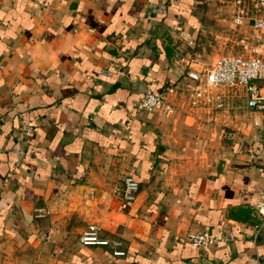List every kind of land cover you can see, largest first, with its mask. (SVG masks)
I'll list each match as a JSON object with an SVG mask.
<instances>
[{
    "label": "crops",
    "instance_id": "obj_1",
    "mask_svg": "<svg viewBox=\"0 0 264 264\" xmlns=\"http://www.w3.org/2000/svg\"><path fill=\"white\" fill-rule=\"evenodd\" d=\"M192 3L0 0V264H264V127L239 112L227 138L189 108L172 52L197 37ZM167 88L171 111L135 110ZM76 215L119 245L80 243ZM202 229L220 239L190 246Z\"/></svg>",
    "mask_w": 264,
    "mask_h": 264
},
{
    "label": "built area",
    "instance_id": "obj_2",
    "mask_svg": "<svg viewBox=\"0 0 264 264\" xmlns=\"http://www.w3.org/2000/svg\"><path fill=\"white\" fill-rule=\"evenodd\" d=\"M196 3H213L228 15V27L238 29L239 50L219 56L214 62L201 59L191 49L173 50L172 56L182 65L186 78L188 106L209 114L208 121L218 126L221 133L233 137L237 132L235 116L241 112L245 118L250 116L253 126L264 127V0H193ZM242 30L244 33L241 34ZM249 33L245 34V31ZM186 44L193 47V41ZM167 90L146 89L135 103L136 111L152 112L162 108L171 111L174 104L168 99ZM264 173V136L260 141ZM137 190V182L125 175L122 179L121 197L131 202ZM259 222L254 225L255 233L264 222V190L254 205ZM100 227L89 224L80 232L78 241L82 244H106L108 239L98 237ZM194 248H207L215 244L219 235L208 229L188 232L185 236ZM120 251L114 250L113 253Z\"/></svg>",
    "mask_w": 264,
    "mask_h": 264
},
{
    "label": "rangeland",
    "instance_id": "obj_3",
    "mask_svg": "<svg viewBox=\"0 0 264 264\" xmlns=\"http://www.w3.org/2000/svg\"><path fill=\"white\" fill-rule=\"evenodd\" d=\"M193 1V0H192ZM193 12L197 15V18L200 22V29L193 42L192 51L198 53L199 57L208 62H214L221 55H225L228 53H235L239 50V42L235 40L237 36H239L238 29L232 30L228 27V15L224 12L222 8H217L215 4H200L193 1ZM244 33L242 30L241 34ZM249 33L247 30L245 34ZM264 42V37H263ZM121 181V178L118 177V183ZM74 226L82 225L80 232L88 227L89 224H96L100 227V232L98 237L103 238L104 233L101 232V226L95 222H84L81 221L80 216L76 215L74 220ZM84 223V224H82ZM80 232L77 235H80ZM106 238V237H105ZM109 241V240H108ZM108 243L113 246L119 245L117 240L109 241ZM114 250L120 251L119 253H113ZM113 254H121L122 250L113 249Z\"/></svg>",
    "mask_w": 264,
    "mask_h": 264
},
{
    "label": "trees",
    "instance_id": "obj_4",
    "mask_svg": "<svg viewBox=\"0 0 264 264\" xmlns=\"http://www.w3.org/2000/svg\"><path fill=\"white\" fill-rule=\"evenodd\" d=\"M229 215L236 219H246L247 218V208L239 206L235 210H231L229 212Z\"/></svg>",
    "mask_w": 264,
    "mask_h": 264
}]
</instances>
